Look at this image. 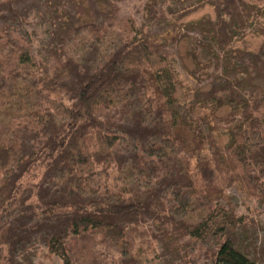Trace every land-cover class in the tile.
I'll list each match as a JSON object with an SVG mask.
<instances>
[{"label": "trees", "instance_id": "1", "mask_svg": "<svg viewBox=\"0 0 264 264\" xmlns=\"http://www.w3.org/2000/svg\"><path fill=\"white\" fill-rule=\"evenodd\" d=\"M27 1H39L57 23L50 64L34 58L22 31L32 12L30 4L20 9ZM198 2L217 12L216 22L195 26L211 41L209 52L227 49L264 4ZM83 4L0 0V264H36L39 248L63 264H109L102 244L117 251V264H144L149 222L214 264H256L237 233L248 224L213 196L237 183L264 206V43L244 70L251 66L254 76H241L228 51L222 83L212 96H198L205 108L240 115L223 154L234 171L220 178L210 157L195 164L198 133L177 96L170 48L178 35L159 41L132 21L122 29L114 15L84 19ZM180 6L167 11L184 18L197 9ZM150 10L153 20L165 19Z\"/></svg>", "mask_w": 264, "mask_h": 264}, {"label": "rangeland", "instance_id": "2", "mask_svg": "<svg viewBox=\"0 0 264 264\" xmlns=\"http://www.w3.org/2000/svg\"><path fill=\"white\" fill-rule=\"evenodd\" d=\"M83 1L84 19L97 22L99 20H109L111 15H114L117 22L121 23L122 29L127 30L128 22L132 21L142 36H156L159 41L178 35V45L170 48L174 53V68L179 81L177 96L182 97L186 106H188L190 111L189 120L194 123L192 131L198 133V138L192 146L193 154H197L195 164L204 157H210L213 163L209 164V167H220L223 171L220 175L218 173L220 178L226 174H232L234 168L228 164L223 154L229 144L233 124L240 118V115H234L233 108L228 106L215 108V111L211 104L205 108L203 103L198 100V96L210 97L216 92L217 87L222 83L220 75L228 63L226 55L228 51L233 54L231 63L241 76H247L248 73L254 76L251 66L248 73L244 70L251 61L249 54L256 53L264 43V4H260L256 11H251L252 18L249 25L236 36L234 42L227 49L221 51L219 48H214L212 52H209L205 46L211 45V41L204 38L195 26L199 22H216L217 12L209 5L200 6L201 3L198 0ZM34 2L35 4H31L30 1H27L26 4L20 6L21 9L28 4L32 5L28 23L24 25L22 31L28 36L34 58L39 63L43 62L47 65L53 62L46 49L54 41L57 23L54 19L51 21L39 1ZM183 2H188L197 9L184 18L167 11L168 8L180 9V4ZM39 6L43 8H39ZM150 7H154L158 12L157 18H160V12L163 11L165 19L161 21L153 20ZM95 9L99 12H95ZM174 16H176V26L170 24ZM205 31L207 32V30ZM182 57H185V59ZM185 64L188 66L189 72L185 70ZM190 72L194 74L191 75ZM208 142H211L214 146L208 150H197L202 143L207 144ZM215 151L219 153V157L213 155ZM186 156L191 157V154L188 153ZM223 188V194L213 196L215 203L233 210L236 218L243 221L242 224H248L247 232L244 228L245 225H241L237 229L241 242L240 246L250 251L251 258L256 257V264H264V257L259 254L264 244L263 204L259 200L250 197L240 184L233 183L229 187ZM251 219L254 220V224L250 222ZM143 228L149 233L148 252L144 264H214V261L211 258L204 257L200 250L187 249L184 246L185 242L174 241L169 236L164 235L163 230H159L151 222L143 225ZM254 248L256 250H253ZM98 249L99 252L109 257V264L119 262L120 255L112 247L102 244ZM185 254L186 257L182 258ZM35 263L63 264L59 257L50 255L45 248L37 250Z\"/></svg>", "mask_w": 264, "mask_h": 264}]
</instances>
